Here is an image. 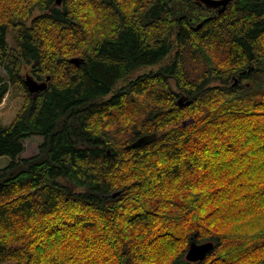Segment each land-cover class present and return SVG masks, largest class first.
I'll use <instances>...</instances> for the list:
<instances>
[{
  "label": "clouds",
  "instance_id": "9594fccd",
  "mask_svg": "<svg viewBox=\"0 0 264 264\" xmlns=\"http://www.w3.org/2000/svg\"><path fill=\"white\" fill-rule=\"evenodd\" d=\"M37 10L54 15L32 23L37 56L27 66L18 61L14 71L63 92L74 75L80 82L89 57L121 21H135L143 8L138 0H4L0 23L26 26ZM238 15L233 8L216 18L212 39L185 24L197 51L187 63L177 59L162 90L153 80L148 92L122 94L83 119L82 132L102 142L104 156L62 157L73 198L60 195L20 215L15 196L22 193H15L0 220V264H187L189 240L213 246L203 264L264 262V88L245 78L249 64L264 68V34L248 41L249 60L222 27ZM168 27L155 31L164 36ZM248 30L245 17L232 27L240 36ZM76 57L84 61L79 74L70 67ZM225 83L249 92L237 95ZM176 94L190 106L177 107ZM92 190L105 197L103 207L77 194Z\"/></svg>",
  "mask_w": 264,
  "mask_h": 264
},
{
  "label": "trees",
  "instance_id": "16d2710c",
  "mask_svg": "<svg viewBox=\"0 0 264 264\" xmlns=\"http://www.w3.org/2000/svg\"><path fill=\"white\" fill-rule=\"evenodd\" d=\"M138 2L143 8L140 17L129 23L121 21L115 34L89 57L83 67L80 82H75L74 75L69 81L71 86L63 92L54 90L50 81L36 78L39 83L46 82L47 87L32 94L25 85V77L28 76L20 79L14 71L18 61L23 60L27 66L30 58L37 56V50L29 43L33 38L30 31L32 23L41 17L54 15V11L50 13L37 10L38 15L26 26L23 21L9 20L8 23H0V67L6 72V77H0V81L5 82L0 83V106L12 87L21 85L26 90L25 103L13 123L9 126L0 123V158L8 157L10 160L9 165L0 170V220L7 219L8 208L15 202L13 197L17 191H21L22 195L15 196V200L22 202L14 211L20 215L28 214L34 204H51L60 195L65 199L73 198V185L68 179L69 172L63 165L62 157L71 154L73 157L87 156L96 159L103 157L105 153L101 141L82 132L83 119L90 112L96 111L102 103L115 104L116 98L122 94L134 90L148 92V85L153 80L162 90L163 84L167 83L166 77L175 70L177 59L187 63L197 51L187 43L189 33L184 28L185 24L193 32L200 33L203 39H212L216 35L211 31L216 18L227 16L235 8L239 15L225 20L222 24L225 39L238 42L249 53L248 59H255L248 47V41L264 34V0H235L222 14L201 8L190 0ZM3 3L4 0H0V4ZM240 17H245L249 24V30L244 36L232 31ZM56 22L62 27L68 26L63 17H57ZM165 22L169 27L167 34L161 36L155 29ZM11 30L18 33L17 49L11 48L8 43ZM182 48L184 56L181 58L179 53ZM76 58L81 63L80 66H70L73 74H79L84 64L81 58ZM248 69L246 80L255 88H264V68L260 67V62L249 64ZM221 86L237 95H247L249 92L247 88L231 89L226 83ZM145 101H148L147 95ZM176 105L190 106L184 104L179 94H176ZM32 137L44 138L40 151L35 156L22 157L26 150L25 142ZM155 143L157 141L151 142ZM77 194L87 196L89 202L98 207H103L106 203L102 193L95 190ZM206 242L208 241H197ZM190 244L191 240L184 250L185 259ZM0 254H5L3 248H0ZM187 264H203V261H187Z\"/></svg>",
  "mask_w": 264,
  "mask_h": 264
},
{
  "label": "rangeland",
  "instance_id": "374dc122",
  "mask_svg": "<svg viewBox=\"0 0 264 264\" xmlns=\"http://www.w3.org/2000/svg\"><path fill=\"white\" fill-rule=\"evenodd\" d=\"M36 15H38V13ZM17 34H18L17 31L11 30L8 36V43L11 46V48H14V49H17V46H16ZM0 77H6V72L1 67H0ZM26 79L27 78L25 77V80ZM43 83H46V82H43ZM39 84H42V83H39ZM25 91H26L25 88L21 85L11 88L5 101L0 106V123L2 125L9 126L16 119L19 111L21 110V108L23 107L25 103L24 102ZM43 142H44L43 137H32L26 140L25 142L26 150L24 154L22 155V157L28 158V157L37 155L40 151V146L42 145ZM9 163H10V160L8 157L0 158V170L7 167Z\"/></svg>",
  "mask_w": 264,
  "mask_h": 264
},
{
  "label": "water",
  "instance_id": "95a60500",
  "mask_svg": "<svg viewBox=\"0 0 264 264\" xmlns=\"http://www.w3.org/2000/svg\"><path fill=\"white\" fill-rule=\"evenodd\" d=\"M190 1L194 2L197 6L201 8H204L206 10L212 11L213 13H217V14L224 13L228 8L229 4L232 2V0H221V2H218V0H190ZM71 62L77 66H80L81 60L75 58ZM25 85L28 87L30 93L32 94L37 93L39 91H43L47 87L46 83L39 84L30 77H27V79L25 80ZM140 143H143V141H141ZM207 243L208 242L195 244L193 240L187 251L186 260L191 263H197L202 261L201 259L204 258L203 253L213 248L211 244H207Z\"/></svg>",
  "mask_w": 264,
  "mask_h": 264
}]
</instances>
